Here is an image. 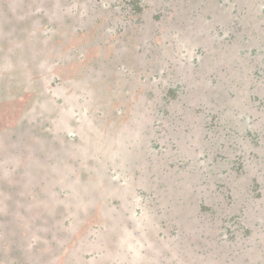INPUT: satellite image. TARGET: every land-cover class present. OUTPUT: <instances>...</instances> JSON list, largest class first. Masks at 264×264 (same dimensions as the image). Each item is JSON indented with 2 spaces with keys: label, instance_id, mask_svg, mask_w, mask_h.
<instances>
[{
  "label": "rangeland",
  "instance_id": "374dc122",
  "mask_svg": "<svg viewBox=\"0 0 264 264\" xmlns=\"http://www.w3.org/2000/svg\"><path fill=\"white\" fill-rule=\"evenodd\" d=\"M243 4L0 0V264H264V82L210 125Z\"/></svg>",
  "mask_w": 264,
  "mask_h": 264
},
{
  "label": "trees",
  "instance_id": "16d2710c",
  "mask_svg": "<svg viewBox=\"0 0 264 264\" xmlns=\"http://www.w3.org/2000/svg\"><path fill=\"white\" fill-rule=\"evenodd\" d=\"M243 5L244 6L243 8H241V10L242 12L245 10V13L242 16V23H236L238 29L235 34L237 35V37L234 34H231L225 38H221L222 32H220L218 34L219 39H216L215 36H210L213 35L210 33H208L204 38L205 42L210 43L209 48L205 51V53L207 54V62L210 72V75H208L207 77V81L212 80L213 76L211 75H215L219 81H222L223 79L226 80V83L222 86H216L213 88V91L216 94V97L213 100V102H215L216 112L213 114V116H211L210 125L214 126L215 134L213 136L216 138H218V131H222L223 129H225V126L227 124H230V126L238 127L239 123L243 122V117H241L238 121L236 109L243 110L242 114H245L247 112L241 108V99H238L239 96L241 97L242 91L244 92L243 89L246 84H250L248 88V90L250 91L259 88L261 85V81L264 82V74H262V72H264V68L260 73H258L259 71H255L256 68H259L257 66L261 65L262 62H264V23L262 20L264 19V0H244ZM235 13L237 14L236 10ZM225 28H227V25L225 26ZM255 57L257 58L256 62H250ZM207 81L206 83H208ZM226 88H230L233 92L228 97L224 94ZM255 92L249 93L246 101H248L247 103L250 105V103L253 102L250 101L251 99H257L259 96H261L260 102L255 106V108H257L260 113V116L258 118L260 127L256 128H261V130H251L249 128H251L252 126L248 124V128L245 129V138L247 137L251 140H257L259 142V147H262V145H264V95H258V91ZM170 94L172 95L173 93L170 92ZM245 107L246 103L244 105V108ZM227 109L230 113L228 114V119H225L223 122L219 119L216 120L217 116L221 117V112ZM36 132L37 131L35 129L32 134H35ZM224 138L227 142H236V134L234 133L232 128L229 129V134L226 133ZM211 148H215L214 144L210 145V149ZM21 152L25 153L26 151L24 150V148H22ZM48 164L53 165V162L48 161ZM245 171L247 173L250 172L249 164L244 169V172ZM257 171L258 175H256V178L259 184V182H261L262 180L264 170L259 169ZM237 178L238 176L232 181H237ZM260 188H262V191L259 189L261 193L260 199H263L264 185L260 184ZM242 218H245L247 221V216ZM147 234H145V236ZM261 236L262 240L264 241L263 227L260 237ZM100 243L101 246L99 245V248H102V246H106L104 240H101ZM107 243V248L112 251L113 247L109 246L108 241ZM84 259H88V256H86Z\"/></svg>",
  "mask_w": 264,
  "mask_h": 264
}]
</instances>
